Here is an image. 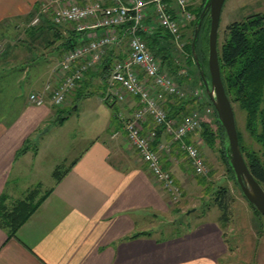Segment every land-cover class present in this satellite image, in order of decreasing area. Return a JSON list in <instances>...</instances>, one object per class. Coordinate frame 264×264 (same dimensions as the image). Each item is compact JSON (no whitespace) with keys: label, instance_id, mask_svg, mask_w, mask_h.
I'll use <instances>...</instances> for the list:
<instances>
[{"label":"crops","instance_id":"obj_1","mask_svg":"<svg viewBox=\"0 0 264 264\" xmlns=\"http://www.w3.org/2000/svg\"><path fill=\"white\" fill-rule=\"evenodd\" d=\"M45 1L0 0V35L18 27L19 40L33 38L39 43H26L15 49L16 55L5 52L1 56L0 204L11 209L21 199L34 202L51 188L15 233H9V226L0 221V264H220L219 258L228 245L223 231L206 218L208 209L201 213L200 225L183 234L164 239L153 233L129 237L149 230L138 220L168 211V196L128 142L122 126V119L136 106V97L125 94L108 105L98 63L86 71L67 101L81 94L85 86L97 88L98 102L113 107L104 123V128L110 127L109 133L89 136L86 145L70 160L58 150L48 152L59 149L57 145L50 146L51 150L42 145L41 128L53 114L51 103L45 97L44 103L34 104L28 94L42 90L48 81H58L61 57L56 47L61 41L58 36L46 29L35 34L29 31L32 15ZM46 18L50 19V14ZM44 23L41 20L37 25L44 27ZM58 27L68 36L67 27ZM42 35L54 41L47 45ZM123 50L117 44L106 51L119 57ZM3 83L10 85L11 92L4 90ZM76 108L75 103L72 113ZM66 120L55 126H62ZM197 137L198 133L190 134L186 140ZM169 139V134L159 131L156 141ZM24 145L26 149L21 151ZM161 157L178 184H188L192 169L177 142H171L170 153L162 152ZM72 160L56 181L55 167L69 165ZM213 243L219 244L220 250Z\"/></svg>","mask_w":264,"mask_h":264},{"label":"built area","instance_id":"obj_2","mask_svg":"<svg viewBox=\"0 0 264 264\" xmlns=\"http://www.w3.org/2000/svg\"><path fill=\"white\" fill-rule=\"evenodd\" d=\"M190 0H46L37 8L28 25L38 24L50 14V20L60 27L73 26L79 34L76 43L63 50L57 64L58 81L46 82L42 90L29 92L28 100L42 104L48 97L51 104H61L84 79L86 71L97 64L107 48L126 42L121 56L116 57L107 78L108 99H122L125 94L136 97V106L123 121V128L130 145L145 162L169 200L181 195L180 184L170 169L162 162V152L169 154L171 142H177L185 152L195 173H205L207 166L200 146V138L186 140L185 136L197 133L203 119L213 106L203 111L196 108L180 118L169 116L165 107L168 94L184 95L187 88L180 86L173 75L163 70L161 59L149 47L140 31L150 32L155 26L169 32L172 40L181 35L193 18ZM152 16V23L146 18ZM185 72V69H181ZM202 99L204 87L188 91ZM151 124L146 126V121ZM157 126L169 134L166 142H157Z\"/></svg>","mask_w":264,"mask_h":264},{"label":"rangeland","instance_id":"obj_3","mask_svg":"<svg viewBox=\"0 0 264 264\" xmlns=\"http://www.w3.org/2000/svg\"><path fill=\"white\" fill-rule=\"evenodd\" d=\"M200 2L201 0H190V5L196 7ZM257 11H264V0H225L218 26V49L227 35L226 25L230 21L242 19L247 14ZM17 28L7 29L5 33L0 35V62L3 60L1 56L5 52L8 55H16L15 49L25 46L26 43L39 44L37 41L34 42L33 38L29 39L30 41L21 40V38L19 40L21 32ZM193 28L194 26L182 27L180 37L169 43L168 50L174 61L179 64V68L188 70L187 68L189 67V70L196 74L194 65L188 60L190 59L188 44L192 38ZM14 42L15 44L13 45ZM125 44V41L122 42L123 48ZM36 57L34 56V58ZM16 59L19 61L17 56ZM163 70L167 71L165 68ZM3 84L4 90L11 92L10 85L8 83ZM197 86L186 87L189 91ZM98 91L94 86H85L84 91L75 98L71 97L69 101L65 100L61 104H51L53 114L41 128L43 132L42 145L46 144L49 147L57 145L59 149L50 147L48 150L52 149V151H48L49 153L58 150L60 154L67 155V159L70 160L79 149L86 145L89 136L96 133H109L110 127L104 128V123L108 112L113 111V107L98 102ZM75 103L77 108L73 113L71 112L72 114L68 115L64 124L60 127L55 126L57 118L67 111H73V104ZM232 106L244 152L254 150L261 154L260 144L250 134L246 125L245 109L240 106L238 101H232ZM57 109H63V111ZM208 117L211 120L214 119V111ZM200 149L207 166L206 172L196 174L191 170L192 174L188 184L180 185L181 195L179 199L171 201L167 197L168 211L162 212L160 216L152 219L141 218L138 220L139 225H145L156 236L168 237L177 229L183 231V233L188 231L187 225H190V229L200 225V222H198L200 215L208 209L206 218L215 222L216 226L223 231V236L227 240V251L219 258L220 264H264V217L254 213L248 200L235 182L234 176L227 168L217 142L211 147L203 144ZM262 157L264 160V156ZM220 185L228 186L234 196L231 204L232 215L226 224L218 219L220 210L213 204L214 191ZM258 223L261 224L260 227ZM213 245L220 250L219 244L213 243Z\"/></svg>","mask_w":264,"mask_h":264},{"label":"trees","instance_id":"obj_4","mask_svg":"<svg viewBox=\"0 0 264 264\" xmlns=\"http://www.w3.org/2000/svg\"><path fill=\"white\" fill-rule=\"evenodd\" d=\"M205 1L206 0H201L200 4L196 7H193L189 4V9L194 13V18L186 25L187 27L195 26ZM42 20L45 22L44 27L37 24L30 25L29 31L33 34L40 30L44 31L45 29L47 31H51L53 36H58V39H61V41L56 46L60 53L76 43V37L79 32H77L72 25L67 26L68 36H64L61 29L49 18ZM146 20L148 23H152V16L149 15ZM209 22L210 17L209 14L206 13L201 19L198 35L195 38L194 46L197 53V60L191 49L194 28L191 41L188 44L190 57L188 60L194 65L196 74H194L192 70H189V67L187 68L188 70H185V72H181L179 64L174 61L171 53L168 50L169 43L172 41V36L169 32L158 26H155L150 32L140 31L149 47L157 56L160 57L163 69L165 68L167 72L172 74L177 83L183 88L194 85L204 87L200 75V67L204 69L205 75L209 80L207 57V29L209 30ZM226 30L227 35L221 42L220 48L218 49L221 78L225 91L231 102L238 101L240 106L245 109L246 125L250 131V134L261 146V154L254 150H247L244 152L238 133L240 148L247 165L255 178L264 186V160L262 157L264 156V11L252 12L247 14L242 19L230 21L226 25ZM42 39L44 42H47V45L54 41L50 40L47 35H42ZM205 39L206 43L204 44ZM115 58L116 56H112L109 54V52L105 51L101 60L98 62L99 71L103 78V83L106 86L111 64ZM79 90L82 91V89ZM104 101L108 105H111V101L107 96L104 97ZM210 104L212 105L207 94L204 98L199 99L195 96H192L188 92V89L187 93L181 96L176 94H168L165 101L167 114L173 117L178 116V118H180L182 115L188 114L194 108L203 111L204 108ZM57 110L63 111V109ZM213 111L215 118L212 120L203 119L196 132L200 138L199 140L203 141V144H206L209 147L213 146L217 142L221 156L226 163L227 168L234 176L235 182L237 183L234 170L229 160L228 138L223 125L220 123L217 117L215 109ZM71 112L72 111H67L65 114H61L59 118H57L56 122H62L68 117L69 114H71ZM113 118L114 115L112 114L111 120ZM159 131H162V129L157 126V134ZM187 136H185V139H187ZM24 149H26V145H24L20 150L23 151ZM74 161L75 160H72V162L66 166L59 165L55 167L53 170V175L55 176L56 181L62 177V175L69 169L70 165ZM191 169L194 172L192 166ZM50 189L51 188H49L40 198L34 202L33 200L30 202L24 199L17 201L12 208L10 207L11 209L5 208L3 204H0V221L2 223H6L9 226V233H15L18 226L28 218L32 211L38 206L40 201L46 196L48 192H50ZM233 200V193L228 186L220 185L217 189H215L213 204L216 205L220 210L218 219L223 221L225 224L228 223L231 218V204ZM252 209L256 215L264 217V215H262L253 207ZM258 225L259 227L261 226L260 223H258ZM189 226L190 225H187V230L191 228ZM150 233L151 232L149 230H141L134 232L129 237L139 236L142 234L150 235ZM182 233L183 231H179L177 229L171 236L180 235ZM162 239H164V237ZM224 239L227 242L226 238Z\"/></svg>","mask_w":264,"mask_h":264},{"label":"water","instance_id":"obj_5","mask_svg":"<svg viewBox=\"0 0 264 264\" xmlns=\"http://www.w3.org/2000/svg\"><path fill=\"white\" fill-rule=\"evenodd\" d=\"M225 0H206L194 26L191 49L197 60L195 38L198 35L200 22L208 13L210 17L208 30V70L209 80L202 67L199 68L205 92L209 97L220 123L228 138V155L234 170L235 178L243 195L254 209L264 215V186L250 171L241 151L232 102L227 95L220 73L219 50L217 45L218 26Z\"/></svg>","mask_w":264,"mask_h":264}]
</instances>
